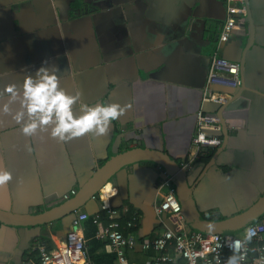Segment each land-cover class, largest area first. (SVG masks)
I'll list each match as a JSON object with an SVG mask.
<instances>
[{
  "label": "crops",
  "instance_id": "1",
  "mask_svg": "<svg viewBox=\"0 0 264 264\" xmlns=\"http://www.w3.org/2000/svg\"><path fill=\"white\" fill-rule=\"evenodd\" d=\"M245 8L228 41L219 44L223 0H0V168L12 175L0 186V210L21 222L0 225V264H38L36 246L64 238L73 229L72 218L83 213L88 218L77 231L90 264H115L108 242L95 237L108 223L106 208L119 211L121 231L133 233L138 242L126 251L127 264L154 258L140 243L176 225L187 233L184 221L176 224L156 213L164 179L150 162L119 169L73 216L21 226L28 216L75 195L97 168L127 151L165 153L184 167L190 183L196 182L194 201L203 217L225 220L255 204L264 194V0H248L249 47ZM212 57L243 60L242 92L228 75L225 82L208 84ZM41 66L59 69L60 87L68 94H79L89 105L119 104L123 114L104 136L89 133L61 142L39 129L34 136L22 135L12 118L18 100L10 102L3 89L10 83L19 88L24 76ZM210 89L226 102H203ZM199 111L224 121L228 134L203 128V135L221 144L194 157L191 139ZM73 114L80 115L78 106ZM133 215L139 221L128 230L125 222ZM166 252L174 259L169 264H182L177 253Z\"/></svg>",
  "mask_w": 264,
  "mask_h": 264
},
{
  "label": "built area",
  "instance_id": "2",
  "mask_svg": "<svg viewBox=\"0 0 264 264\" xmlns=\"http://www.w3.org/2000/svg\"><path fill=\"white\" fill-rule=\"evenodd\" d=\"M226 18L220 28L219 44L228 41L236 24V18L246 14L245 0H223ZM239 64L225 59L212 57L208 72V84L225 82V75L239 85ZM203 102L224 104L226 96L208 90L204 94ZM203 128L221 129L220 121L216 117L202 114L196 116V129L191 139L194 157L201 154L203 148L218 147L221 140L216 137H207L201 133ZM159 202L155 211L158 215L166 214L176 224H182L181 208L176 199L175 191L170 180L164 179L159 184ZM104 214L108 223L103 231L97 232L95 237L108 242L116 256L115 264H127L126 251L138 245L133 233L124 234L121 231L119 211L106 208ZM88 218L87 214L78 215L73 221V229L62 239L53 241L49 247L37 245L38 264H90L83 236L77 231L80 222ZM99 216H93L92 223L97 224ZM138 217L133 215L125 222L128 230L136 228ZM254 232L251 240L246 241L242 251L243 259L240 264H264V214L256 221L248 224L242 232L234 236L221 234L186 233L184 228L176 225L174 230H166L160 236L150 241L140 243L143 250H152L154 258L147 264H169L174 261L166 251L173 250L178 254L182 264H224L227 257L232 255L229 244L234 240H245L246 232Z\"/></svg>",
  "mask_w": 264,
  "mask_h": 264
},
{
  "label": "clouds",
  "instance_id": "3",
  "mask_svg": "<svg viewBox=\"0 0 264 264\" xmlns=\"http://www.w3.org/2000/svg\"><path fill=\"white\" fill-rule=\"evenodd\" d=\"M58 72L59 69L55 66H41L34 75L24 76L19 88L15 83L4 87L3 95L10 102L18 100L19 109L12 118L21 125L22 135L34 136L39 129L61 142L89 133L95 136L106 135L111 121L117 120L123 114L124 108L111 102L93 105L82 102L79 94H68L60 87ZM74 106H78L79 116H74ZM2 111L7 114L10 110L4 105ZM25 115L28 117L26 120ZM11 179V173L0 168V186L6 185ZM253 235L254 232L248 229L244 241H232L228 246L233 254L227 257L224 264H240L245 243Z\"/></svg>",
  "mask_w": 264,
  "mask_h": 264
},
{
  "label": "water",
  "instance_id": "4",
  "mask_svg": "<svg viewBox=\"0 0 264 264\" xmlns=\"http://www.w3.org/2000/svg\"><path fill=\"white\" fill-rule=\"evenodd\" d=\"M248 20V43H252L253 25L248 8V0H245ZM243 68V60L239 62V70ZM241 76V75H240ZM242 80V77H241ZM244 82L240 81L237 93L244 90ZM232 98V97H231ZM233 99V98H232ZM221 132L227 136L228 130L224 121H220ZM140 162H150L162 171L161 179H169L175 191L176 199L181 208V215L187 229V233L195 232L200 234H221L234 236L256 219L264 214V194L253 204L251 208L240 215L215 221L212 215L203 217L198 211L194 201L195 186L190 183L189 172L171 159L167 154L150 150H132L108 160L102 167L97 168L91 178L84 184L78 192L61 204L41 212L37 215L28 216V220L21 226H43L57 220L73 216L90 200L95 199V195L103 188L106 182L119 169L134 165ZM202 164V163H201ZM203 166V164H202ZM76 217H73V221ZM25 220V219H24ZM21 224L12 213L0 210V225ZM18 226V225H17Z\"/></svg>",
  "mask_w": 264,
  "mask_h": 264
},
{
  "label": "trees",
  "instance_id": "5",
  "mask_svg": "<svg viewBox=\"0 0 264 264\" xmlns=\"http://www.w3.org/2000/svg\"><path fill=\"white\" fill-rule=\"evenodd\" d=\"M205 160H207V158H205ZM42 244H45L46 246H49V247L51 246V244L48 241L47 242H43ZM174 258L177 261L179 259V256L174 254Z\"/></svg>",
  "mask_w": 264,
  "mask_h": 264
},
{
  "label": "flooded vegetation",
  "instance_id": "6",
  "mask_svg": "<svg viewBox=\"0 0 264 264\" xmlns=\"http://www.w3.org/2000/svg\"><path fill=\"white\" fill-rule=\"evenodd\" d=\"M194 183H196V182H194ZM194 183H192V185H194Z\"/></svg>",
  "mask_w": 264,
  "mask_h": 264
}]
</instances>
